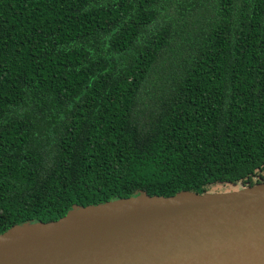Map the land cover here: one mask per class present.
Segmentation results:
<instances>
[{
	"label": "trees",
	"instance_id": "trees-1",
	"mask_svg": "<svg viewBox=\"0 0 264 264\" xmlns=\"http://www.w3.org/2000/svg\"><path fill=\"white\" fill-rule=\"evenodd\" d=\"M259 183L264 0H0V234Z\"/></svg>",
	"mask_w": 264,
	"mask_h": 264
},
{
	"label": "water",
	"instance_id": "water-1",
	"mask_svg": "<svg viewBox=\"0 0 264 264\" xmlns=\"http://www.w3.org/2000/svg\"><path fill=\"white\" fill-rule=\"evenodd\" d=\"M0 264H264V183L134 195L0 234Z\"/></svg>",
	"mask_w": 264,
	"mask_h": 264
},
{
	"label": "rangeland",
	"instance_id": "rangeland-1",
	"mask_svg": "<svg viewBox=\"0 0 264 264\" xmlns=\"http://www.w3.org/2000/svg\"><path fill=\"white\" fill-rule=\"evenodd\" d=\"M221 189H224V187H222Z\"/></svg>",
	"mask_w": 264,
	"mask_h": 264
}]
</instances>
